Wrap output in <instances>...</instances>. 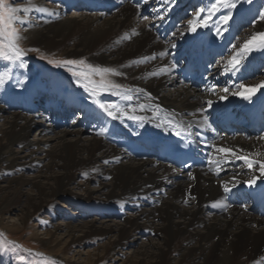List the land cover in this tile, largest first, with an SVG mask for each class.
<instances>
[{"label":"bare ground","instance_id":"bare-ground-1","mask_svg":"<svg viewBox=\"0 0 264 264\" xmlns=\"http://www.w3.org/2000/svg\"><path fill=\"white\" fill-rule=\"evenodd\" d=\"M65 1L68 0H63L62 5ZM147 1L150 0H83V8L76 10H83L82 14L70 17H65L64 6L51 7L44 0H22L17 5L18 9L35 5L53 13L33 10L29 14L31 27L21 33L25 37L21 42L41 53L83 60L94 68H112L122 73L107 74L106 78L121 84L122 90L130 89L126 95L131 100L111 95L110 91L95 99L115 104L127 115L143 117V122L119 113L118 119H111L92 102L94 97L88 91H75L67 82L49 89L66 107L78 108L83 121L64 122V114L48 121L44 113L33 115L32 108L39 106L44 93L39 92L43 89L39 81L32 82L27 95L16 99L17 105L22 104L20 108L15 110L10 104L12 111L5 115L0 107V199L5 201L0 204V220L8 208L17 204L21 214L16 225L25 230L30 212L47 208L49 214L53 211L52 200L63 196L91 207L95 215L123 218L115 224L97 217H88L86 222L76 218L75 224L63 232L70 237L65 244L55 234L42 232L44 220L40 215L36 224L27 228L31 238L39 240L65 264H80L76 257L82 252L70 245L77 244L79 248L89 242L102 247L104 259L111 264L123 254L121 264H264V216L256 207L264 200V176L259 163L249 169L243 160L214 151L215 147L231 148L237 155L264 161V123H260L262 134L258 137L241 134L234 140L219 132L227 120L234 124L246 122L259 114L264 120V88L248 101L232 94L239 84L264 82V61L258 60L264 58V42L257 41L250 53H241L239 71H225L229 60L219 65L228 57L225 54L230 52L240 25L227 30L218 22L193 34L188 32L187 24L178 29L182 27L179 16L189 14L186 1L151 0L157 2L156 9L154 2L146 5ZM243 5L237 0L239 12L247 13ZM107 6L118 9L112 14L108 11L113 8ZM144 12L152 18L144 19ZM159 15L164 19H158ZM140 16L152 22L142 21ZM217 26L222 35H217ZM258 32H264L263 24H255L246 33L237 52ZM161 52L165 55L161 56ZM217 54L223 56L220 63L213 60ZM145 57L155 59L145 61ZM185 60L205 63L208 76L201 87L181 81L179 69ZM258 77V81H252ZM213 87L220 92L210 93L208 89ZM226 87L230 89L228 93L222 91ZM225 95L227 99L220 100ZM78 97L87 101L82 104ZM51 104L50 109L55 108ZM140 105H144L143 110ZM33 127L39 128L44 142H28ZM171 137L204 156L206 167L184 173L159 159L158 145ZM209 159L221 161L223 171L219 176ZM34 169L33 177H24V172ZM254 178L256 182L250 186ZM93 182L99 187L89 189ZM28 189L30 194H24ZM251 198H257L255 205L244 206L243 202ZM206 212L209 216H203ZM16 229L10 226L4 230ZM38 231L45 237L38 238ZM75 233L80 235L74 237ZM138 236L146 237V242L136 244L131 255L124 253ZM100 241H104L102 245Z\"/></svg>","mask_w":264,"mask_h":264},{"label":"rangeland","instance_id":"rangeland-1","mask_svg":"<svg viewBox=\"0 0 264 264\" xmlns=\"http://www.w3.org/2000/svg\"><path fill=\"white\" fill-rule=\"evenodd\" d=\"M63 0H44L45 5H50L51 7H61L64 6V15L65 17H70L74 15L75 13L78 15H81L83 10L80 12H76V10L79 8H83V0H68L65 1L62 5ZM133 1V0H132ZM182 1V0H176ZM186 1L187 4H189V14L185 13L181 16H179V20L182 24V27H178V29H183L186 24L187 20L192 18L195 14V11L201 7L207 6L209 3V0H183ZM201 1V2H200ZM243 6L245 9H248V12H239L237 7L236 9L232 10V16L233 18L229 21V23L225 26V29H232V27H235L237 25H240V31H238L236 37L233 39L232 46L236 45V48L233 47L230 49L229 53H226L225 55L228 56L224 60L222 64L219 66H224L227 64V60L231 58L232 55H234L235 52H237L238 48H240V42L244 41L248 34L247 32H251L253 26L255 24H263L264 20L260 19V13H264V0H251V2H248V0H242ZM22 0H0V12H2L4 9L9 7H17L18 4H20ZM138 2V1H137ZM148 3L146 5H152L151 2L154 1H147ZM178 3V2H177ZM157 2H154V9L157 7ZM55 5V6H54ZM134 6H136L134 4ZM57 7V8H58ZM145 7V5H144ZM105 8H113L109 10L108 12H112V14L115 13L116 8L115 6L105 7ZM118 9V8H117ZM153 9V10H154ZM251 12V13H249ZM17 15H23L22 13H17ZM153 15V13H152ZM217 15H221V13H217ZM142 16L147 19H151L149 14H146L144 12ZM140 19L142 21L148 22L147 20H144L141 16ZM215 19V18H214ZM167 21V20H165ZM29 22L31 23V17L29 16ZM152 22V21H151ZM148 22V23H151ZM17 31L21 33H24L22 29L19 28V25L16 26ZM225 29L223 31H225ZM204 29H199L197 31V34L202 32ZM246 36V37H245ZM21 48L25 52L24 56V64L22 67L11 68V74L10 79L7 80V82L3 85V87H0V107L4 108L5 115H9L12 111L10 107V104H13L15 106V110L21 107L22 104L17 105L16 99L20 98L22 99L24 96L27 95L30 84L33 82V84H36V81H39L42 84L43 89L45 90H39V92L44 93L43 95H40L39 99V106L32 108L33 115L35 114H43L42 107L44 109H47L45 111L44 116H48L49 120L53 119L54 117L58 118V113H63L65 116L67 114H70L69 117H67V120L69 123H79L83 121V117L79 112L78 108L71 109L68 111V108L66 107V103L63 104L61 101L62 99L55 97V95L50 91V87H60L61 82H67L70 85H72V89L75 91H82V87H80V83H84L89 86V88L92 87L91 84H89V81H94L97 86H99L101 77L99 75H96L92 68L89 67L86 63L84 64H77V65H63L60 63H50L49 61H63L67 58L57 56H53L51 54L41 53L40 51L36 50L35 47H29L26 43L20 42ZM230 45L228 46V48ZM227 48V49H228ZM29 49H34L33 51H29ZM245 57H249V54H243ZM69 59V58H68ZM216 62L220 63L222 62L223 56L216 55L215 57ZM71 60V59H70ZM78 61V59H72ZM261 61H264V58L258 59ZM243 62V59L241 60ZM72 69L73 71L82 72L85 75L84 76H77L74 77L71 74V71L69 69ZM223 68V67H222ZM5 71V64L0 63V73ZM223 71H219V74H222ZM105 79L107 80L106 76ZM259 77L256 80L252 81H258ZM79 81V82H78ZM33 88L36 86H32ZM220 90L218 87H215V93H219ZM107 92H99L98 94H105ZM43 100L41 103L40 101ZM78 100H81L82 104H84L87 99L83 97H78ZM60 101V102H59ZM59 102V106L58 103ZM51 103H54L55 108L50 109L53 105ZM58 106V107H57ZM62 106V107H61ZM49 109V110H48ZM64 116V117H65ZM61 117V116H60ZM66 120V121H67ZM65 121V120H64ZM72 124V123H71ZM88 124V123H87ZM2 125V122L0 121V127ZM59 131V130H57ZM92 129H89L87 132L91 134ZM239 138H236L234 140H237ZM28 142L33 144H39L44 142L45 138L44 135L40 133V130L38 127H33L31 130L28 138ZM35 175V169L29 170L24 172V177L31 178ZM103 182H107L106 180H102ZM3 185V184H0ZM99 184L93 182L92 184H89V189H95L98 188ZM78 193H81V191H78ZM24 194H30V190H24ZM3 198V197H1ZM1 202L4 204L3 199H0ZM244 206L248 205V201L243 202ZM51 208L53 211L48 214L47 208L42 209L41 212H36L30 214L32 215L31 218L28 221V224L25 225V230H21L19 227H17L16 224H18V220L21 214L20 208L17 206V204L13 205V207L8 208V210L2 214V218L0 220V264H52L54 261L55 264H65L63 261L60 260L58 255H53L52 253H49V250L44 248L39 243V240L32 239L29 233V230L27 229L29 225H35L36 221L40 215L43 217L44 223H41L43 226L42 232H50L51 234H55L58 238H60L61 243H69L70 237H67L63 235V232L67 230V227L75 224V219L77 218L80 222H86L92 217H97L100 220L99 221H105L109 224H115V222H121L123 218H118L117 215H95L92 212L91 207H87L77 201H74L73 199H70L68 197L58 196L55 199L52 200ZM90 212L87 213L86 212ZM86 214V215H85ZM209 216L208 212H206L203 216ZM90 217V218H88ZM81 218V219H79ZM77 223V222H76ZM59 225V226H58ZM15 226V230L6 231L4 230L6 227ZM40 232H37L38 238H44V234H39ZM74 237L79 236V233L73 234ZM152 237V236H151ZM138 239L135 240V243L131 244L132 247H126L123 252L127 253V255H131L132 249L136 248V244L140 245L141 243L146 242V237L138 236ZM154 239V238H152ZM104 241H100L99 245H102ZM135 244V245H134ZM18 245V247H17ZM77 244L70 245L69 247H73V250H80L82 253L80 255H77L76 258H78V262L80 264H93L96 260H101L97 264H111L108 259H104L103 253H102V247H97L98 244H92V243H82V246L78 248ZM40 254V255H36ZM102 254V255H101ZM67 258H71V252L66 253ZM124 255V254H123ZM123 255H119L118 260L115 261V264H121V259Z\"/></svg>","mask_w":264,"mask_h":264},{"label":"snow or ice","instance_id":"snow-or-ice-1","mask_svg":"<svg viewBox=\"0 0 264 264\" xmlns=\"http://www.w3.org/2000/svg\"><path fill=\"white\" fill-rule=\"evenodd\" d=\"M165 3H168L169 0H164ZM242 2V0H241ZM248 2H251V0H248ZM237 8V0H209V3L205 7H201L195 11V14L192 18L187 20V30L190 33H197L199 29H209L212 24H218L222 23L224 25H227L229 21L233 18L232 16V10ZM36 11L38 13L47 14V15H53L52 12H50L47 8L39 7L33 5L32 7H24L21 9H18L16 7H9L4 9L2 12H0V63L5 64V71L0 73V87H3V85L7 82L8 79H10L11 74V68L12 67H22L24 64V56L25 52L20 46V42L25 39L24 36L20 34L19 31H17V25H19V28L27 31L29 27H31V24L29 22V14L32 11ZM22 12L23 18H21L17 13ZM217 13H221V15L217 16ZM158 19H164L163 15H159L157 17ZM215 18V19H214ZM144 19H147L145 17ZM260 19L264 20V13H260ZM216 33L217 35H222L221 28L219 26L216 27ZM183 34V33H182ZM175 35V33H173ZM257 41L264 42V32H258L255 33L250 39H248L240 49V51L236 52L235 55H232L231 58L228 61V65L225 68V71H239L241 65L242 56L241 53H250L253 50V46L256 44ZM175 47V45H173ZM234 49L236 48V45L232 46ZM34 49H29V51H33ZM161 56H164L165 53L161 52ZM155 59V57H145L144 60H152ZM50 63H60L63 65H77V64H84L83 60L76 61V60H70L66 59L63 61H49ZM91 67V66H89ZM71 71V74L74 77L77 76H84L85 74L78 71H73L71 68L69 69ZM92 71L101 77V81L99 86L96 85L94 81H89V84L92 85L91 88H89L88 85L84 83H80V87L84 88L85 91H88L90 96L94 97L93 103L97 104L99 108L107 114L108 117H110L113 120H116L119 118L117 115L118 113L120 115H127V113L116 106L115 104H104L98 99H95V97L98 95L99 92H108L110 91L111 95L114 96H123L126 100H131L132 97L130 95H126V92L131 91L130 89L122 90V85L119 83H115L113 81H108L105 79V76L107 74H111L114 76L122 75V73H119L115 71L112 68H92ZM160 71H164V69H161ZM156 73H153L155 75ZM79 82V81H78ZM264 88V82H261L258 85H245V84H239L237 86V90L233 91L232 94L236 96H240L242 99L248 101L251 100L253 96L256 95V93L261 89ZM142 91V90H141ZM208 91L210 93L215 92V88H209ZM224 93H228L230 91L229 88L222 89ZM261 95H264V93H261ZM227 96H220V100H226ZM208 107L211 108L212 101L209 100L207 102ZM141 110L144 109V105H140ZM134 111V110H133ZM127 118L130 120H137L140 122H143V117L139 116H133V115H127ZM261 139H264V137H261ZM214 151L221 154H227L231 157H235V159L243 160L246 166L249 169H253V166L255 163H259V170L261 172V175L264 176V161H254L247 156H240L237 155L236 151H234L231 148H225V147H215ZM259 155V153H257ZM107 163V161H105ZM210 164H214L216 166V175L219 176L221 171H223V168L221 167V161L220 160H212L209 159ZM110 179V177H109ZM255 178L252 181H249V185L255 184ZM225 191H229V188L227 185H224ZM214 207H219V204L213 205ZM18 247V245H17ZM40 255V254H36ZM52 264H55L53 261Z\"/></svg>","mask_w":264,"mask_h":264}]
</instances>
